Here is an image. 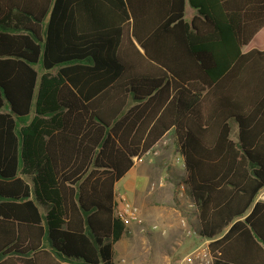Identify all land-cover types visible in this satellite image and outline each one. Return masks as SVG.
Listing matches in <instances>:
<instances>
[{"label": "trees", "instance_id": "16d2710c", "mask_svg": "<svg viewBox=\"0 0 264 264\" xmlns=\"http://www.w3.org/2000/svg\"><path fill=\"white\" fill-rule=\"evenodd\" d=\"M263 29L264 0H0V264H113L115 185L170 131L213 263L264 264Z\"/></svg>", "mask_w": 264, "mask_h": 264}, {"label": "rangeland", "instance_id": "374dc122", "mask_svg": "<svg viewBox=\"0 0 264 264\" xmlns=\"http://www.w3.org/2000/svg\"><path fill=\"white\" fill-rule=\"evenodd\" d=\"M195 11L191 9L190 7H186V12H185V18L187 20H190L194 15ZM33 116V112L31 115L27 118L26 123H28ZM231 128H232V138H235L236 134V125L235 123L231 122ZM168 138H172V141L174 140V133L169 134ZM174 145L172 148V152H169L168 155V160L169 163L167 166L166 165H160L157 162V158L154 157H148L145 159L144 163L139 165L137 167V170L143 173V180L140 183V186H143V189L147 187V189L150 190V187H154L150 192L152 193V198L149 197L146 199V205H148V208L152 206H163V202H157L159 192L156 191L159 182L162 180L167 182L170 178L175 180V182H170L168 183V188L170 189V192L172 194V197L181 202H188L189 198L188 195L186 194L185 191H182L180 189L181 186H178V182H180V177L183 175V164H182V159L178 152L176 151V148L174 149ZM162 179V180H161ZM186 190V189H185ZM142 191L139 189L138 196H140ZM259 200L264 199V192H262L259 197ZM163 200V199H161ZM163 203V204H162ZM142 208V214L144 217V224H130L129 226H126L128 229V234H126L114 247L115 251V257L113 264H124L121 263V258L124 257L126 258L127 263H133V264H154V259L156 257L159 259L160 257L161 260L163 257L167 256L169 258L168 264H176L177 261H179L184 255H186L188 252H183L181 249H175L174 248V241L172 235L169 233L168 228L161 223L159 220H156L154 217H152L149 214L148 208L146 207ZM189 212L191 214L190 219L192 220L190 223V232H197L198 227L193 224V214L191 209H189ZM138 230L142 229L144 232L145 230L148 232L145 233L144 238H142L141 233H134L131 230ZM145 229V230H144ZM189 236V235H187ZM150 237L154 239H159L156 247L157 250H160L159 252L153 251L152 249L149 248V243L151 240L149 239ZM190 237H193V234L190 235ZM195 240V247L199 245V239L198 236ZM203 241V240H202ZM147 246H146V244ZM151 248L153 247L150 245ZM173 252H170V251Z\"/></svg>", "mask_w": 264, "mask_h": 264}, {"label": "crops", "instance_id": "0c3cea01", "mask_svg": "<svg viewBox=\"0 0 264 264\" xmlns=\"http://www.w3.org/2000/svg\"><path fill=\"white\" fill-rule=\"evenodd\" d=\"M195 13H196V11H195ZM255 40H256V46H258L260 49H263L264 48V29L255 38ZM172 133L173 132L170 131L157 144H155L148 151L149 152L148 155L145 156L143 154L142 156H140V157H142V162H140V163L134 162L133 161V159L135 158L134 157L132 159V162H133L132 168L115 185L116 197L123 196L128 201H130L134 206H136L138 208L139 219L141 221V224H144V217L142 214V208H145L146 199L149 197L152 198V195H151L152 193L150 191L154 187L153 186L150 187V190H149V189H147V187H145L143 189V186H140V183L143 180V173L140 172L139 170H137V167L139 165L143 164L145 159L150 157V156L157 158V162L160 165H166L167 166L168 164H170L169 160H168V158H169L168 155H169V152H172L173 145L176 148V151L178 152L177 146L175 143V137H174L173 141H172V138L171 139L168 138L169 137L168 135L172 134ZM182 164H183V160H182ZM183 177H184V168H183V175L180 177V180H179L180 182H178V186H181L180 189L182 191L186 192L185 186H184L183 181H182ZM162 182L163 183H161V181L159 182L156 191L159 192L158 198H160L157 200V202H163L164 201V204L162 203L163 206H154L153 208L151 206L148 208V205H146V207L148 208L149 214L152 217H154L156 220H159L161 223H163L168 228L169 233L174 238L173 239L174 248L178 249V250L181 249V250H183V252L189 253L196 248L195 247L196 246L195 241L197 240L196 239L197 237H194V236H196V235L198 236V229H197V232H190V226H189L191 221H192L190 219L191 214L189 212V209H191L192 214H193V224L195 223L194 225H196L198 227V221H197V215L195 213V207H194L193 202L190 200L189 197H188L189 198L188 202H183V201L179 202L175 199V197L174 198L172 197L170 189L168 188V183L175 182V180L170 178L167 182H165V180L164 181L162 180ZM139 189L142 191L140 196H138ZM161 199H163V200H161ZM262 201H264V199H262ZM131 231H133L134 233H137V234L141 233L142 238L145 239L144 235H146L145 234L147 232L146 230L144 231L145 233L142 232L143 231L142 229L141 230L140 229H138V230L134 229ZM147 234H148V232H147ZM191 234H193V237H190ZM187 235H189V236H187ZM149 239L151 240V242L148 245L150 249H152L153 251H156V252L163 250V249L157 250L156 244H157L159 239H154L152 237H150ZM198 239H199L198 241L200 242L199 245H201L202 243H205L208 245V241L200 239L199 237H198ZM145 244H146V242H145ZM150 245H152L153 247L151 248ZM146 246H147V244H146ZM168 251H170V250H168ZM173 251H170V252H173ZM161 258L162 257H160L158 259L156 257V259L153 260L154 264H168L169 258L167 256L166 257L164 256L162 260H161ZM121 259L125 260L124 264H133V263H127L126 258H124V257H122Z\"/></svg>", "mask_w": 264, "mask_h": 264}, {"label": "built area", "instance_id": "2783aa9c", "mask_svg": "<svg viewBox=\"0 0 264 264\" xmlns=\"http://www.w3.org/2000/svg\"><path fill=\"white\" fill-rule=\"evenodd\" d=\"M146 152L144 155H148ZM134 162H142V157H135ZM114 216L118 218L123 224L129 226L136 223L141 224L139 219V211L130 201L123 196H118L114 201ZM190 234V233H189ZM125 260H121L124 263ZM176 264H214L211 255L209 254L207 244L202 243L191 252L184 255Z\"/></svg>", "mask_w": 264, "mask_h": 264}]
</instances>
